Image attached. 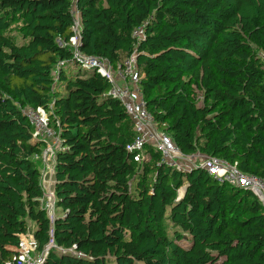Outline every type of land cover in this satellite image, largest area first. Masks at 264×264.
<instances>
[{"label":"trees","instance_id":"1","mask_svg":"<svg viewBox=\"0 0 264 264\" xmlns=\"http://www.w3.org/2000/svg\"><path fill=\"white\" fill-rule=\"evenodd\" d=\"M75 7L83 53L115 66L137 50L146 108L183 154L264 179V0ZM73 16L72 0H0V264L13 262L29 223L38 253L61 248L44 264H264V209L251 193L203 169L178 172L150 147L135 162L133 123L102 76L62 71L54 87ZM26 107L51 110L60 132L53 226Z\"/></svg>","mask_w":264,"mask_h":264},{"label":"built area","instance_id":"2","mask_svg":"<svg viewBox=\"0 0 264 264\" xmlns=\"http://www.w3.org/2000/svg\"><path fill=\"white\" fill-rule=\"evenodd\" d=\"M77 1L72 0L74 15L71 27L72 36L67 42L61 39L57 41L58 45L69 50L71 55L70 58L57 63L54 73V87L58 85L60 73L71 68L102 76L111 84L108 95L123 105L127 116L133 123L136 137L127 150L135 154V162L141 163L148 156L146 148L150 147L160 153L162 163L170 168L183 174H188L196 169H203L219 184L248 191L264 209V179L243 173L236 164H231L225 160L206 157L201 153L191 156L185 155L176 146L172 138L159 128L148 112L143 99L139 84L142 76L137 67V50L123 63L115 66L105 59L89 56L81 51L82 28L79 13L75 7ZM133 37L138 41L142 40L144 38L143 27L136 29ZM260 58L264 63V53H260ZM22 113L33 127V140L43 144L41 154L36 156V159L41 162L40 184L43 190L41 202L51 226H53L58 213L55 167L57 152L62 150L60 132L51 124V110L49 111L43 107H26L22 110ZM19 238L17 255L14 257L13 262L7 264H44L51 248L61 251V248H58L52 241L43 253H38L37 241L30 231L19 235Z\"/></svg>","mask_w":264,"mask_h":264},{"label":"rangeland","instance_id":"3","mask_svg":"<svg viewBox=\"0 0 264 264\" xmlns=\"http://www.w3.org/2000/svg\"><path fill=\"white\" fill-rule=\"evenodd\" d=\"M18 41L20 42L21 41V39H19V37H18ZM56 86V85H55ZM57 86H59V85H57ZM59 89H62L61 88V86H59L58 87ZM28 230L31 232V233H33L34 231H35V227H34V224L33 223H29L28 224ZM168 234L169 235H171L172 234V230H171V228L169 227V225H168ZM30 236V235H29ZM187 236H186V238L181 242V243H183L185 246H186V244H188V242H186L187 241Z\"/></svg>","mask_w":264,"mask_h":264},{"label":"crops","instance_id":"4","mask_svg":"<svg viewBox=\"0 0 264 264\" xmlns=\"http://www.w3.org/2000/svg\"><path fill=\"white\" fill-rule=\"evenodd\" d=\"M79 71L77 70V69H73V68H71V69H69V70H67L66 71V76L68 77V78H70V77H73L75 74H77ZM59 87V86H58Z\"/></svg>","mask_w":264,"mask_h":264}]
</instances>
